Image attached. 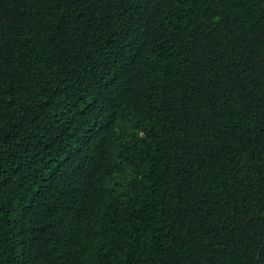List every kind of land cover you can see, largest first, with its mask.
<instances>
[{
  "label": "trees",
  "instance_id": "trees-1",
  "mask_svg": "<svg viewBox=\"0 0 264 264\" xmlns=\"http://www.w3.org/2000/svg\"><path fill=\"white\" fill-rule=\"evenodd\" d=\"M0 264H264V0H0Z\"/></svg>",
  "mask_w": 264,
  "mask_h": 264
}]
</instances>
